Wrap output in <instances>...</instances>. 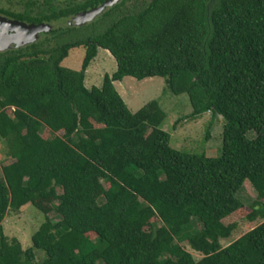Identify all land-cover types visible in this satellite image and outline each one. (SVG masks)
I'll list each match as a JSON object with an SVG mask.
<instances>
[{
  "label": "trees",
  "instance_id": "obj_1",
  "mask_svg": "<svg viewBox=\"0 0 264 264\" xmlns=\"http://www.w3.org/2000/svg\"><path fill=\"white\" fill-rule=\"evenodd\" d=\"M78 47L82 70L63 67ZM100 49L118 68L87 88ZM127 77L187 95L185 121L222 117L221 155L173 148L157 101L129 109ZM0 139V264H264V222L223 245L247 182L248 219L264 220V0H154L101 33L0 54ZM29 206L45 222L25 249L3 223Z\"/></svg>",
  "mask_w": 264,
  "mask_h": 264
},
{
  "label": "rangeland",
  "instance_id": "obj_2",
  "mask_svg": "<svg viewBox=\"0 0 264 264\" xmlns=\"http://www.w3.org/2000/svg\"><path fill=\"white\" fill-rule=\"evenodd\" d=\"M106 27H108L106 23H101L98 28L89 31L101 33ZM85 56V47L73 48L62 63V66L72 71H81ZM117 68V61L111 53L100 49L98 57L87 71L86 87H101L105 75H113ZM116 86L133 113H137L152 101H157L160 104L166 114L162 129L172 135L171 144L173 148L191 154L207 155L208 157L221 155L224 119L218 117L213 120L211 115H204L195 121H185L187 116L192 113L189 97L187 95H173L167 89L164 78L156 77L139 81L135 78L127 77L122 82L116 83ZM210 125L211 127H209ZM209 130L211 138L207 140L206 135ZM8 152L7 143L0 139V173L2 166L9 162ZM59 192L61 193V191ZM239 198L246 205V208L224 221L227 226L237 225L236 232L232 238L223 241L224 246L230 245L264 222L263 219H258L256 222H251L248 219L251 213L250 208L257 200V192L249 182L245 184L239 194ZM49 217L58 220L55 213H51ZM43 222H45V214L29 206L20 212L11 211L3 223V227L6 236L10 240L18 239L23 247L27 249L32 246V237ZM150 229L151 227L148 228V231ZM44 255L38 254L37 259L42 260Z\"/></svg>",
  "mask_w": 264,
  "mask_h": 264
},
{
  "label": "flooded vegetation",
  "instance_id": "obj_3",
  "mask_svg": "<svg viewBox=\"0 0 264 264\" xmlns=\"http://www.w3.org/2000/svg\"><path fill=\"white\" fill-rule=\"evenodd\" d=\"M153 2L154 0H0V17L26 25V30L36 27L45 30L38 34L11 31L9 35L15 41L0 54L26 51L33 47L54 48L68 37L95 30L101 23L108 26L119 17L138 14ZM97 10L100 13L93 20L75 24L80 17L84 18V15ZM33 39L35 41L31 42Z\"/></svg>",
  "mask_w": 264,
  "mask_h": 264
},
{
  "label": "water",
  "instance_id": "obj_4",
  "mask_svg": "<svg viewBox=\"0 0 264 264\" xmlns=\"http://www.w3.org/2000/svg\"><path fill=\"white\" fill-rule=\"evenodd\" d=\"M100 13V10L93 11L89 14H86L82 17H80L75 24L80 25L82 23H85L87 21H91L95 18V16ZM17 29V30H12V29ZM24 28L25 30H20ZM28 27L26 25L20 24L19 22H14L10 21L8 19L0 17V53L6 51L10 44L15 41L13 38L9 35L11 31H30L33 34H38L40 32H43L45 30H42L41 27H36V29H31V30H26ZM35 41L34 39L31 40ZM23 45V44H22Z\"/></svg>",
  "mask_w": 264,
  "mask_h": 264
}]
</instances>
